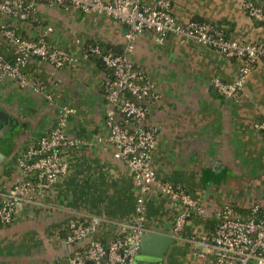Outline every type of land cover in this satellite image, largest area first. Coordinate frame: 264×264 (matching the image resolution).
Returning <instances> with one entry per match:
<instances>
[{
    "label": "crops",
    "instance_id": "crops-1",
    "mask_svg": "<svg viewBox=\"0 0 264 264\" xmlns=\"http://www.w3.org/2000/svg\"><path fill=\"white\" fill-rule=\"evenodd\" d=\"M157 1L141 0L150 7ZM168 1L179 24L212 23L230 39L264 46V27L248 17L245 0ZM250 1L264 5V0ZM37 18L33 24L0 15V25L16 27L26 39H36L51 28L48 45L65 50L75 63L55 69L34 61L23 70L46 85L52 102L29 87L0 82V191L18 178L21 153L52 130L57 108L76 110L68 133L80 144L68 151V174L40 202L16 211L11 225L0 226V264L66 261L91 241L107 245L120 236L135 212L137 189L127 168L113 158V147L99 141L108 134L103 85L110 73L95 56L83 52L98 45L105 53L121 54L126 28L102 15L45 4L37 6ZM130 57L160 95L159 103H147L146 122L158 130L151 160L158 179L184 189L204 210L202 218L219 223L218 214L226 206L241 217L258 206L264 215V135L254 128L264 122V61L251 67L242 95L229 99L214 91L212 81L233 82L243 63L189 38L168 35L158 45L155 35L145 31ZM6 122L12 126L2 133ZM181 210V205L159 195L146 198L147 233L172 239L162 264H216L210 257H198L199 248L187 240L188 234H207L203 226L190 223L182 239L173 237V223ZM76 220L85 224L96 220L97 232L68 246L67 228ZM150 245L153 250L158 243Z\"/></svg>",
    "mask_w": 264,
    "mask_h": 264
},
{
    "label": "built area",
    "instance_id": "built-area-1",
    "mask_svg": "<svg viewBox=\"0 0 264 264\" xmlns=\"http://www.w3.org/2000/svg\"><path fill=\"white\" fill-rule=\"evenodd\" d=\"M70 7L82 13H95L121 23L126 32L124 51L112 55L98 46L84 49L86 56H95L110 73L103 85L105 122L108 134L104 141L113 147V158L125 165L137 189L134 217L123 226L120 236L107 245L91 241L83 251L71 254L66 261L49 264H132L139 251L140 240L147 233L146 198L156 194L181 205L175 217L172 235L182 239L189 226L191 214H204L199 203L181 187L162 182L152 169V154L156 147L157 128L146 124L147 103L160 102L156 85L146 71L133 63L130 55L137 37L145 31L155 35V42L162 45L168 35L183 36L195 43L211 48L226 59L240 60L243 64L236 79L223 82L212 81L214 91L225 98L238 99L243 92L250 69L258 61H264V46L256 43H240L225 36L212 23L188 22L179 24L171 13L170 1L158 0L153 7L143 5L141 0H0V15L22 23H38L37 6ZM243 9L250 19L264 27V7L245 0ZM47 28L36 39L22 37L16 27L8 23L0 25V40L8 57L0 53V82L9 80L21 88L29 87L43 94L48 102L53 98L45 84L26 75L23 70L32 62H41L55 69L72 65L75 60L63 49L51 48ZM56 123L48 134L39 137L17 159L18 178L5 191H0V226L11 225L16 211L24 205L40 202L46 193L69 172L68 151L75 149L80 141L68 133V122L76 115L69 106L56 109ZM264 135V122L254 126ZM219 223L215 232L192 234L188 242L199 248L197 256L210 257L216 264H264V215L258 206L241 217L226 206L218 214ZM96 220L88 224L72 221L68 225L66 244L90 238L97 232ZM199 233V232H196Z\"/></svg>",
    "mask_w": 264,
    "mask_h": 264
},
{
    "label": "water",
    "instance_id": "water-1",
    "mask_svg": "<svg viewBox=\"0 0 264 264\" xmlns=\"http://www.w3.org/2000/svg\"><path fill=\"white\" fill-rule=\"evenodd\" d=\"M7 126H12V123L6 122L1 127L3 133ZM157 241L158 246L156 249H151L150 242ZM172 244V239H162L156 234L145 233L139 245V251L134 257L132 264H162L168 247Z\"/></svg>",
    "mask_w": 264,
    "mask_h": 264
},
{
    "label": "trees",
    "instance_id": "trees-1",
    "mask_svg": "<svg viewBox=\"0 0 264 264\" xmlns=\"http://www.w3.org/2000/svg\"><path fill=\"white\" fill-rule=\"evenodd\" d=\"M256 5L262 6L259 4H256ZM262 7H264V5ZM92 46H98V45H92ZM98 47L102 50V48L100 46H98ZM102 51L105 52L104 50H102ZM0 53L3 54L4 56H6L7 58H9L8 55L5 54V50L2 48V45L0 46ZM90 56L93 57V55H90ZM190 221H192V223L194 225L203 226L204 232L207 233L208 236H211L215 232L217 225H218V222H216L214 219L202 218V217L198 216L197 214H195L194 212L191 214ZM185 231H186V229H185ZM186 234H188V232ZM186 236L190 237L191 235L188 234Z\"/></svg>",
    "mask_w": 264,
    "mask_h": 264
},
{
    "label": "rangeland",
    "instance_id": "rangeland-1",
    "mask_svg": "<svg viewBox=\"0 0 264 264\" xmlns=\"http://www.w3.org/2000/svg\"><path fill=\"white\" fill-rule=\"evenodd\" d=\"M56 118H57V110H56Z\"/></svg>",
    "mask_w": 264,
    "mask_h": 264
}]
</instances>
